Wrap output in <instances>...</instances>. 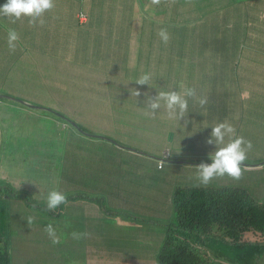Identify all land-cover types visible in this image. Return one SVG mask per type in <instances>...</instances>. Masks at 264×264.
<instances>
[{
  "label": "rangeland",
  "instance_id": "obj_1",
  "mask_svg": "<svg viewBox=\"0 0 264 264\" xmlns=\"http://www.w3.org/2000/svg\"><path fill=\"white\" fill-rule=\"evenodd\" d=\"M109 1H113L120 6L125 0ZM170 1L165 0L161 22L173 25L174 21L166 18L169 11L171 9L179 10L180 8L184 12L188 7L181 3L182 0H178L174 4H170ZM239 1L242 2L245 9L250 8L249 5H253L252 0L249 2L248 0ZM147 2L154 5L152 0ZM193 2L196 4V0H193ZM228 4H230L229 0L225 8L231 9V5ZM214 6H210L209 10L221 16V11L213 9ZM130 9V12H122L124 14L123 18L125 16L128 20L126 24H121L119 20L113 22V18L110 22L107 21L103 24L102 20L105 19L99 18L96 28L102 37L92 38L91 42L75 43L73 54L56 48L43 49L42 54L48 56L49 60L35 62V64H42V67H34L30 60V51L28 64L23 72L8 71L10 74H7L5 80H0V102L2 103L0 104V184L7 185L16 191L29 193L31 197L40 198L45 203L48 192L55 187L54 181L58 178L59 173L56 169L60 166L65 152L58 143L49 142V145L42 142L44 138L53 136L52 132H47V128L51 126L55 130H61L64 125L61 120L59 121L47 113L43 114L40 112L41 110L37 109L55 110L63 116L68 115L72 118H69L73 121L72 123H79L87 133L88 129L91 133L92 129L99 128L104 135L123 146V148L118 147L117 149H123L124 153L120 149H116L115 152L130 157L129 163L125 164L128 170H123L120 167L119 158L115 157V162L103 171L105 174H100L102 164L98 162L99 159L102 160L104 157L95 156L93 161L91 157L85 160L83 157L82 161L84 160L89 164V171H94L92 177L94 183L96 184V180L99 179L101 182L104 179V182H108L99 191L90 192L92 187L89 185L84 189V192L98 196V192L105 191L107 193L123 180H129L128 184H123L126 186L123 199L129 202L124 203L123 208L133 210L136 213L122 210V221L120 222L119 219L114 221L111 220L112 217L106 218L102 213L105 211L99 209L101 212L96 216L84 219L82 216L86 215V210L97 212V206L95 203L78 200L80 210L76 212H80L79 221L73 225L74 229L83 230L78 233L86 234L82 239H79L83 241L81 243H84V241L93 242L96 239L98 243V236L105 232L107 227H113L114 232L122 240H125L123 242L128 243L127 248L107 249L108 242L105 238L99 241L100 246L97 247V250L91 251L90 246L79 245L78 240L73 239L74 247L70 248V252L67 250L54 251L55 256H57L55 259L59 257L64 259L65 262H62V264H155V252L168 227L165 224L170 221V218H167L171 213L172 203L171 197L168 195L175 186H195L198 183L195 179L196 169L194 168L197 165L190 164L189 162H193L190 160L186 163L176 164L165 162L168 167L165 166L158 174H155L152 169V167L155 168L156 162L161 158V151L165 147L162 146V138L167 132H170L174 139L183 136L187 131L185 129L174 130L177 125L176 122L174 121V124H172L173 121L167 120L163 110L155 119L148 118L143 114L142 108L145 107V96L143 94L147 92L149 95L155 96L159 91H165L162 79L167 77L169 81L170 70L163 63L164 57H151V60H149V58L141 57V55L148 57V53L139 46V43H123L128 36V24L139 23L138 15L143 11V4H140L137 0L134 5H131ZM130 9L126 8V10ZM89 23L93 25V21ZM203 24L212 27L209 25L208 19H205ZM158 30V27L145 26L142 28L141 33L145 39L146 37L156 38L157 45L162 48L165 45L157 36ZM115 39H122L123 41ZM248 44L252 43L247 41L245 45ZM163 50L167 49L164 48ZM258 53L260 52L247 47L242 51V55L237 58L240 61V58L245 59V56H248L257 60L258 63L264 62V56ZM36 54L39 53L34 51V55ZM205 60L219 66L224 63L221 59L212 58L210 54ZM227 63L228 66L229 60ZM191 64L196 63L191 61ZM263 65L264 63L262 69ZM241 67L244 66L241 65ZM197 71V67L194 66L193 73L195 76L190 80L192 83H198ZM181 72H183V69ZM146 73L152 74L153 88H149L147 85L135 84V80ZM254 78L258 83L264 81V70L262 72L257 71ZM132 88L140 91L141 96L138 98L131 96L129 89ZM248 93L255 95L253 91H248ZM199 94L205 96L206 92L201 91ZM259 95L263 96V92H259ZM71 100L81 107V113L76 112L78 108L65 106ZM189 101L191 105L196 102L192 99H189ZM26 102L31 104L32 107L27 108L21 105V103L26 105ZM189 111L191 112V110ZM262 116L264 117V115L246 116L243 118V123L248 121L246 126L251 128L253 122L262 118ZM220 122H224V120ZM239 122L240 120L236 122L229 120V123L234 125L235 128ZM243 123L239 126H243ZM168 124L170 125L168 126ZM210 126L198 133L195 138L189 136L181 138L180 142L182 145L185 144L186 147L182 149L184 151L188 149L187 152L190 151L193 158L209 160V154L216 150L215 145L206 143L212 131ZM249 135L254 136V138L248 139L253 144V150L248 154L245 165L246 169L253 171V168L260 161H264V132L251 131ZM136 153L140 155V162L138 166L134 165L132 168L131 158L134 160L132 156ZM50 161L51 163L48 164L47 162ZM254 161L258 162L252 163ZM61 169L63 170V173H61L62 181L68 188V192L82 187L79 182L70 184L69 181L73 177L65 169ZM246 174H257L258 178L252 180L251 183H249L250 175L246 176L245 179L248 184L246 187L253 196L255 195L264 200V170L247 172ZM44 181L47 184L46 187L41 184ZM130 181H132L131 184H129ZM221 182L239 183V181H233L228 177L214 180L212 183L219 184ZM137 183L139 184L137 185ZM110 184L113 185L108 187ZM154 185L156 188L159 187L160 191L155 190ZM140 204L148 206L143 208ZM3 212L4 206L0 202V231L3 230L4 226L2 224ZM69 214V211L66 210L65 213L46 218L48 224L53 223L58 227L61 240L63 236L68 235L65 228L72 227V221L68 218ZM124 214L129 215L124 218ZM166 219L167 222L162 221L160 222L162 225H160L159 220ZM149 222L152 224H149ZM19 224L17 222L15 227L13 226L15 241L13 248L15 252L14 255L11 253L12 260L19 254H31L33 259H40V261L55 260L53 256L47 257L38 249L27 250L28 244L21 241ZM192 237L194 238V244L199 246L206 255L209 264H235L230 262L232 257L240 261L241 264H264V244L260 247L255 242L247 245L227 244L217 237H208L204 240L200 235H192ZM254 239L255 237L250 238L251 241H255ZM120 244H122L121 241ZM52 263L58 264L56 261H52Z\"/></svg>",
  "mask_w": 264,
  "mask_h": 264
},
{
  "label": "trees",
  "instance_id": "obj_2",
  "mask_svg": "<svg viewBox=\"0 0 264 264\" xmlns=\"http://www.w3.org/2000/svg\"><path fill=\"white\" fill-rule=\"evenodd\" d=\"M125 1L121 3L120 6L115 5V2L111 1L112 4L109 3L108 11H101L98 14L99 18H104V21L108 20L109 22L111 18H113V22L119 20L121 24H126L128 20L125 16L123 18L124 14H122V12H130L131 5L137 0ZM147 1L149 0H139V3L143 4V10ZM177 1L178 0H171L170 4H174ZM229 1L230 4L228 5H231V9L225 8L228 0H196V4H194L193 0H182L181 3L188 7L186 11L183 12L180 8L179 10L171 9L168 16H166L167 19L174 21L173 25L163 24L161 22L162 19L159 21V24L158 22L156 24L157 26L160 25L161 28H166L171 37L168 44H164L165 47L162 48L157 45L158 42L156 38L146 37L145 39L143 37L139 23L128 24V36L124 41L128 43V39L129 41L135 39L138 41L139 46L148 53V57L141 54L138 55L149 58V60H151V57H164L163 63L166 68L170 70L169 81L167 77L162 79L165 91L170 89L179 90V84L183 82L187 87L195 88L197 94L201 93V91L210 94L211 90L214 94V111L209 118L205 115L211 111L208 106L205 111L200 106H197L194 110H191V107H189L191 112L189 111L185 118L190 121L185 129L187 133L179 138L173 139L170 132H167L162 138V146H165L169 151V157L164 160L166 163H186V161L190 160L193 161L189 162L190 164L198 166L201 162L209 161L202 160L201 158H193L190 151L187 152L188 149L185 151L182 149L186 147L185 144L182 145L180 139L187 138L188 136L195 138L205 127L222 120H231L230 118L233 115H230V112L235 108L232 100L237 98L246 99V102L257 100L258 102L252 101V104L255 105V111L258 113V116L264 114V81L261 83L256 82L254 76L257 70H248L247 68L249 67L247 66L241 67L239 58H235L237 55H240V47L245 46L247 41L252 43L253 48H255L254 50L260 52L258 54L264 56V18L258 19L260 26L253 25L252 22H254V20H251L256 19L258 16L257 14L264 12V2H261V0H252L253 5H249L250 8L245 9L242 2L237 1V3H235L233 0ZM249 1L250 0H248V2ZM164 3L165 0H162L160 4L161 8H159L161 16L164 11ZM212 5H215L213 9L221 11V16L209 10ZM126 8L130 10H126ZM80 15L84 18V14L82 13L78 15V18ZM95 15H90L88 17V22L86 21L82 26L81 41L79 43L82 44L86 42L84 40L89 38L88 35L90 32L97 29L94 27V22L96 21H93V25L89 23L92 21L91 18ZM205 19L209 20V25L212 27L203 24ZM104 21L102 20V22ZM90 36L93 37V35ZM132 36L136 37L134 38ZM100 37L102 36L99 34L97 39ZM250 38H252V40H250ZM115 40L123 41L122 39ZM87 42L90 41L87 39ZM164 48L167 50H163ZM209 54L212 58L221 59L224 63L219 66L213 62L206 61L205 59ZM228 60L229 65L227 66ZM21 61L22 60H19L17 63ZM191 61L196 64H191ZM255 63H258L257 60H255ZM194 66L198 69L196 74L198 76V83H192L190 81L195 76L193 73ZM256 68L261 72L264 70V68ZM182 69L183 72H181ZM248 91L255 92L256 96L248 93ZM259 92H263V96H258ZM242 102H244V100H242ZM189 104L191 105L190 101ZM22 105L31 108L30 106ZM65 106L78 108L76 112H82L81 107L72 100ZM241 109L245 111L249 110V107H242ZM37 110H41L40 112L43 114L47 113L54 116L59 121L61 120L64 125L61 130H55L51 126L47 128V132H52L53 136L44 138L42 143H48L50 145L49 142H54L63 147V152H65L63 160L56 169V171L59 172V184H55V187H58L59 190L66 194L68 201L71 202L75 199H80L87 200L86 202L89 203H95L98 210L96 215L101 212L100 210H104L105 212H102L104 216L106 218L112 217L111 220L114 221L119 218L122 219V210L136 213L133 210L124 209L123 204L122 206L119 204L120 202L117 197L112 195L114 190L107 191V193L105 191H100L98 192V196H95L97 198H94L92 194H86L84 192V189L89 185L92 187L90 192H93L95 190L99 191L103 185L108 184V182H104L105 179L103 182H101L100 179L96 180L95 184L92 178L94 171H89V164L84 160L88 157H91L92 161L95 156L104 157L102 160L99 159L98 162L102 164L100 166L102 170L100 174H105L103 171L109 165H112L115 162L114 158L117 157L119 158L120 167L123 170H128L125 164L129 163L130 157H126L125 155L122 156L115 152L118 147L123 148V146L104 135L99 128L92 129L93 131L91 133L89 129L87 130L88 133L85 132L86 130L83 129L79 123H72L73 121L70 120L72 118L62 112L61 113L68 118L55 110ZM91 118L89 119L92 120ZM243 120L242 118V121ZM182 123H184V119L180 121L181 125ZM74 124L80 129H77ZM172 124H174V121ZM169 125L170 124H168V126ZM174 128V130L182 129L178 124ZM120 151L124 153L123 149H120ZM83 157L84 160L82 161ZM132 157H134V160L131 158L133 168L134 165L138 166L140 155L136 153ZM255 162L258 161L252 163ZM47 163L50 164L51 161ZM81 164L84 167L80 166ZM61 168L65 169L67 173L73 177L72 180L69 181L70 184L74 181V184L79 182L83 188H76L68 192V188L63 184L64 181H62L61 173H63V170ZM152 169L155 174H158L160 171L158 167ZM258 170H264L263 166H255L253 171L246 169L243 178L237 184L221 182L219 184L211 183L207 187H197L196 185L175 186L169 194L172 206L171 213L167 219L170 218V221L165 224L168 227L155 252V264H209L202 249L194 244L192 235H200L203 237V240L208 237H217L227 244L247 245L249 243L254 244L255 242V244H258V247L263 245L264 200L251 194L246 187L248 184L245 179L246 176L250 175L246 174L247 172L252 173ZM257 178V174H251L249 183ZM41 184L44 187L47 186L45 181L41 182ZM113 184L108 185V187ZM154 188L160 191L159 187L156 188L155 186ZM102 200L103 202H101ZM0 202L4 206L2 224L5 226H3V230L0 231V264H12L11 253L14 255L15 252L13 248L15 244L13 228L17 222L20 223L18 227L21 232V241L27 243L32 248L38 249L47 257L53 256V259H55L57 257L55 256V250L58 252L64 250L70 252V248L74 247V241L70 235L74 231L70 227L65 228L67 232L64 231L68 233V235L63 236L62 242L58 245H53L44 231L45 226L48 224L46 218L55 215L59 209H57L55 213L47 211L45 202H40V200L31 197L29 193L16 191L2 184H0ZM140 206L145 208L148 205L140 204ZM128 215L129 214H124V218ZM29 217L34 218L31 224L27 222ZM167 219L159 220V223L162 221L167 222ZM139 221L143 222L142 220ZM149 224L152 223L149 222ZM160 225H162V223H160ZM106 229L105 232L98 236V243L96 242L97 239L93 242L84 241V243L78 240L79 245H88L91 251H93L94 249L97 250V247L100 246L99 241L107 238V249H115L116 247H119V249H121V247L127 248L128 243L123 242L125 240H122L119 235L114 232L115 229L113 227H107ZM176 231H178V233H176ZM251 237H255V241H251ZM120 241L122 244H120ZM52 261L65 262L62 257ZM230 262L241 264V262L237 261L234 257L230 259Z\"/></svg>",
  "mask_w": 264,
  "mask_h": 264
},
{
  "label": "crops",
  "instance_id": "obj_3",
  "mask_svg": "<svg viewBox=\"0 0 264 264\" xmlns=\"http://www.w3.org/2000/svg\"><path fill=\"white\" fill-rule=\"evenodd\" d=\"M6 2L7 0H0V6H3ZM261 2H264V0H261ZM109 3L112 4V2L109 0H56V7L54 8V10L46 13L44 17L45 24L43 26H30L26 19L23 22H17L16 24H11L6 19L0 17V77H1L0 80H5L7 74H10L8 73V71L23 72L28 64L27 61L30 51H31L30 60L31 63H33L34 67L36 66L41 67V64L37 65L35 64V62L49 60L48 56H44L42 54L43 49L49 50L51 48H56L57 50L73 54L75 52L74 44L79 43L81 41L82 26L86 23V21L88 22V17L90 15L96 14L91 18L92 21H96L94 22V27L96 28L98 26V19H99L98 14L101 11L107 12ZM115 5L118 6L117 3H115ZM159 8H161L160 5H152L150 3L148 4V2L145 3L144 10L138 15L141 31L142 28H144L145 26L158 27L159 29L161 28L160 25L158 26L156 25V22H158L159 24V21L161 20L162 17L161 11L159 12ZM80 13L84 14V18L82 19L78 18V15ZM257 15L258 16L256 19H251V18L250 19L254 20V22H252L253 25L260 26L258 17L260 16V18L262 17L264 18V12L259 13ZM107 21H104L103 24ZM10 28L15 29L20 36V40L17 42V49L14 53L10 52L7 47V35H8V30ZM90 35H93V37H91ZM98 35H99L98 29L92 30L88 35L89 38L87 39L91 42L92 38L97 39ZM132 37L135 38L136 36H132ZM87 39H85L84 41L87 42ZM250 40H252V38H250ZM130 42L136 44L138 43V41L135 39L133 41H129L128 39V43ZM123 43H126V41L125 42L123 41ZM247 47L254 50L252 44L245 45L243 47H240V51H239L240 55H242V51ZM34 51L38 52L39 54L34 55ZM237 57L238 55L235 58ZM19 60L22 61L17 63ZM235 62H237L236 59ZM240 64L242 66L249 67L247 68L248 70L254 69L260 71L256 67L262 68L263 63H255V59L253 60L252 57L245 56V59L240 58ZM199 96H203V95L199 94ZM205 96L208 97V104L206 105V107L208 106L211 110L209 113L205 114L207 118H209L214 111L213 91L211 90L210 94L206 92ZM242 100H244V102H242ZM246 101H247L246 99H240V98L232 100L233 106L235 108L230 112V115H233L230 119L233 120V122L240 120V122L236 126L237 135L243 136L245 139L248 140L249 138H254L253 135H249L251 131L264 132V117L262 116V118L255 120L253 122V126L251 128H248L246 126L247 125L246 122L248 121L243 123L244 120L242 121L241 118H245L247 115L257 116L258 113H256L255 105L252 104V101L254 102H258V101L257 100H251L249 102ZM0 104L2 103L0 102ZM197 106H199L197 102H195L194 105L189 104L191 110H194ZM242 107H249V109L250 108H254V109L243 111L241 109ZM202 109L205 111L204 108ZM242 123L244 125L239 126L242 125ZM155 167H157L156 164ZM128 181L129 180H123L122 182H120L118 186H114L113 189L114 191L112 190L113 191L112 195L117 197L118 201L120 202L119 204L121 206L124 203H129L128 201H125L123 199L124 194L126 193L125 190L126 186L123 184H128ZM131 182L132 181H130L129 184H131ZM93 197L97 198L95 197V195H93ZM36 199L42 202L40 198H36ZM78 200L80 199H75L74 201L69 202L66 206L62 205L59 208L58 212H56V214H60V213H65L66 210L69 211L70 214L68 218L72 221L71 229L74 230V232L82 231L81 229L76 230L73 228V225L79 221L80 212H76L77 210H80V207L78 206L79 203ZM83 201H87V200H83ZM101 202H103V200ZM86 211H87L86 215H83L82 218L88 219L96 216L97 212H92V210H86ZM119 221L121 222L122 219L119 218ZM27 250L29 251L35 250V248H32L28 245ZM12 264H53V263L52 261H42V260L40 261V259L39 260L33 259V256H31L30 254L29 255L21 254L14 260H12ZM58 264H62V262H58Z\"/></svg>",
  "mask_w": 264,
  "mask_h": 264
},
{
  "label": "clouds",
  "instance_id": "obj_4",
  "mask_svg": "<svg viewBox=\"0 0 264 264\" xmlns=\"http://www.w3.org/2000/svg\"><path fill=\"white\" fill-rule=\"evenodd\" d=\"M239 0H234L237 3ZM241 2V1H239ZM154 5H160L162 0H152ZM56 7V0H7L0 6V17L6 19L11 24L23 22L25 19L30 26H43L45 24V15L51 12ZM81 16V15H80ZM79 16V18H80ZM82 18V16H81ZM157 35L160 41L165 45L170 40V34L166 28H161ZM20 40L19 33L10 28L7 35V47L10 52L14 53L17 49V42ZM137 85H147L152 87V74L146 73L140 75L136 80ZM131 96L136 98L141 96V92L135 88L129 89ZM143 107V114L151 119H155L163 110L165 117L169 121H175L182 129H186L190 123L185 119L189 113V99L196 101L201 108L206 110L208 104L207 96H198L197 90L193 87H187L183 82L179 84V90L170 89L168 91H159L157 95L151 96L147 92ZM184 119V124L180 121ZM212 131L210 137L206 140L208 145H215L216 150L209 154V162H201L196 169L195 179L197 187H207L214 180L228 177L233 181H240L243 178L246 170L245 161L248 159V154L253 150V144L250 140L243 136L237 135V130L234 125L228 121L215 123L210 126ZM207 128V127H205ZM165 148V147H164ZM158 169L163 170L168 165L164 160L156 162ZM264 165V161H260L258 165ZM251 166V165H247ZM54 183L59 184L57 178ZM68 198L64 192L58 187H53L46 197V210L55 213L61 205H67ZM32 217H29L28 224L33 223ZM44 231L53 245H58L62 242L59 229L53 223L45 226ZM71 237L75 240L82 239L86 234L72 232Z\"/></svg>",
  "mask_w": 264,
  "mask_h": 264
},
{
  "label": "built area",
  "instance_id": "obj_5",
  "mask_svg": "<svg viewBox=\"0 0 264 264\" xmlns=\"http://www.w3.org/2000/svg\"><path fill=\"white\" fill-rule=\"evenodd\" d=\"M80 18H81V16H80ZM83 18V17H82ZM81 18V19H82ZM160 159H158V161L159 160H166L168 157H169V151L166 149V148H163V150L161 151V154H160Z\"/></svg>",
  "mask_w": 264,
  "mask_h": 264
},
{
  "label": "water",
  "instance_id": "obj_6",
  "mask_svg": "<svg viewBox=\"0 0 264 264\" xmlns=\"http://www.w3.org/2000/svg\"><path fill=\"white\" fill-rule=\"evenodd\" d=\"M25 104L28 105V106H30V107H32L31 104H29V103H27V102H26ZM54 112H55V111H54ZM74 125H75V124H74ZM75 126H76V125H75ZM76 128L79 129L77 126H76Z\"/></svg>",
  "mask_w": 264,
  "mask_h": 264
}]
</instances>
